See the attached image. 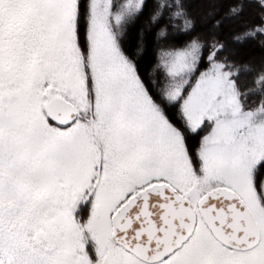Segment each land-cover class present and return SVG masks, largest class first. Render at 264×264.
Here are the masks:
<instances>
[{
    "label": "snow or ice",
    "instance_id": "6c2138e0",
    "mask_svg": "<svg viewBox=\"0 0 264 264\" xmlns=\"http://www.w3.org/2000/svg\"><path fill=\"white\" fill-rule=\"evenodd\" d=\"M248 6L236 40L264 39V0H231L149 71L123 44L146 0H0V264H264V65L215 36Z\"/></svg>",
    "mask_w": 264,
    "mask_h": 264
},
{
    "label": "trees",
    "instance_id": "16d2710c",
    "mask_svg": "<svg viewBox=\"0 0 264 264\" xmlns=\"http://www.w3.org/2000/svg\"><path fill=\"white\" fill-rule=\"evenodd\" d=\"M124 2L125 0H113L117 8ZM161 2L162 0H146L147 7L142 14H139L134 21L125 26L128 35L123 40V44L126 49L135 46L138 35L143 36L145 52L140 63L144 69L149 71L156 65L162 50L182 49L196 39H199L201 43L208 42L212 34L210 22L207 21L209 9L213 7L218 9L216 19H220L231 5V0H216L215 4L209 0H186V7L190 15L195 18V29L191 32H185L182 21L168 23L170 12L164 13L163 23L158 26L151 24L152 15L157 4ZM259 16L260 12L257 7L248 6L238 20L225 21L215 33L216 38L225 46L224 55L221 58H227L238 69L245 65L253 67L264 65V46H262L264 39L258 37L247 42L236 40V37L243 34L246 28L259 23ZM161 29L167 30L166 39H158L157 34ZM245 82L244 78L240 80L242 85ZM199 139L197 137L192 141L193 149L198 147Z\"/></svg>",
    "mask_w": 264,
    "mask_h": 264
}]
</instances>
